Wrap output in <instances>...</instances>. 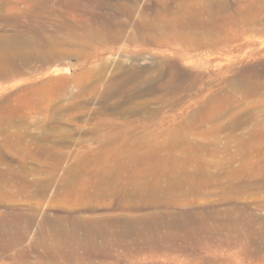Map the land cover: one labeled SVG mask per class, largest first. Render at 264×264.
Returning a JSON list of instances; mask_svg holds the SVG:
<instances>
[{
    "label": "rangeland",
    "instance_id": "rangeland-1",
    "mask_svg": "<svg viewBox=\"0 0 264 264\" xmlns=\"http://www.w3.org/2000/svg\"><path fill=\"white\" fill-rule=\"evenodd\" d=\"M0 44V264H61L46 217L115 215L145 182L137 213L172 227L125 238L122 264H264V0H0Z\"/></svg>",
    "mask_w": 264,
    "mask_h": 264
},
{
    "label": "bare ground",
    "instance_id": "bare-ground-1",
    "mask_svg": "<svg viewBox=\"0 0 264 264\" xmlns=\"http://www.w3.org/2000/svg\"><path fill=\"white\" fill-rule=\"evenodd\" d=\"M127 23V22H126ZM121 24H122V22H121ZM131 25V24H130ZM132 25H134V24H132ZM139 25V24H138ZM129 27V26H128ZM131 27V26H130ZM137 27V26H136ZM61 28V27H60ZM133 28V27H132ZM155 28V27H154ZM135 29V28H134ZM138 29V28H137ZM140 29H142V28H140ZM156 29V28H155ZM88 30V29H87ZM126 30V29H125ZM124 30V31H125ZM154 30V29H153ZM132 31V30H131ZM134 32V31H133ZM137 32V31H136ZM154 32V31H153ZM41 33V32H40ZM42 33H44V32H42ZM120 33V32H119ZM135 33V32H134ZM40 35V34H39ZM59 35V34H58ZM124 35H125V32H124ZM124 35H122V36H124ZM131 35V34H130ZM10 36V35H9ZM50 37H48L49 39L51 38V37H54V36H51V35H49ZM32 37V36H31ZM47 37V36H46ZM46 37H44L45 39H47ZM121 37V36H120ZM119 37V38H120ZM126 37V36H125ZM124 37V38H125ZM20 38V37H19ZM25 38H26V36H25ZM138 38V37H137ZM1 39H3V41H5V42H9V40H7L6 38L4 39V38H1ZM16 39V38H15ZM24 39V38H23ZM71 39V38H70ZM122 39V38H121ZM29 40V39H28ZM32 40V39H31ZM135 40H136V37H135ZM140 41H142V42H145V43H147V44H156V43H158V42H160L161 41V38L159 37V35H157V33L155 34V33H150V34H145V32H144V34H143V36H141V38L139 39ZM21 41V40H20ZM20 41H19V43H20ZM33 41V40H32ZM53 41H55V39L53 40ZM25 42V41H24ZM58 42V41H57ZM16 43V42H15ZM26 43V42H25ZM27 43H28V41H27ZM29 43H34V42H29ZM28 43V44H29ZM35 43H36V41H35ZM40 43V42H39ZM50 43V41L48 42V44ZM41 44H43V43H41ZM50 44H52V43H50ZM65 44V43H64ZM1 45V44H0ZM5 45V44H4ZM11 45V44H10ZM34 45V44H33ZM36 45V44H35ZM44 45V44H43ZM46 46H47V44H45ZM44 45V46H45ZM52 45H54V44H52ZM12 46V45H11ZM14 46V45H13ZM12 46V47H13ZM32 46V45H31ZM43 46V47H44ZM18 47H21V46H18ZM27 47V46H26ZM30 47V46H29ZM34 47H36V46H34ZM33 47V48H34ZM52 47V46H51ZM51 47H49V48H51ZM32 47H31V49L34 51V49H33ZM48 48V47H47ZM49 48H48V50H49ZM56 48V47H55ZM14 49H15V47H14ZM23 49V48H22ZM25 49V48H24ZM31 49H30V51H31ZM46 49V48H45ZM6 50H8V49H6ZM16 50V49H15ZM14 50V51H15ZM38 50H39V48H38ZM47 50V49H46ZM51 50V49H50ZM52 50H54V49H52ZM4 51V50H3ZM24 51H27V50H23V52ZM29 51V50H28ZM33 51H31V52H33ZM45 51V50H44ZM9 52V51H8ZM12 52H13V50H12ZM17 52H19V51H17L16 50V53ZM37 52V51H36ZM39 52V51H38ZM37 52V53H38ZM15 52H13V54H14ZM22 53V52H21ZM26 53V52H25ZM29 53V52H28ZM45 53L46 52H44V55H45ZM47 53H48V51H47ZM49 53H50V51H49ZM48 53V54H49ZM27 54V53H26ZM34 54H36V53H34ZM39 54V53H38ZM37 54V55H38ZM28 55V54H27ZM36 55V56H37ZM47 55V54H46ZM50 55H51V53H50ZM9 56H10V54H9ZM14 56V55H13ZM15 56H16V54H15ZM32 57H33V55H31ZM30 56V57H31ZM48 56V55H47ZM52 56V55H51ZM29 57V56H28ZM32 57H31V59H32ZM8 58H10V57H8ZM22 58V57H21ZM37 58H38V56H37ZM45 58H46V56H45ZM17 59V58H16ZM31 59H29V61H31ZM39 59V58H38ZM52 59V58H51ZM15 60V59H14ZM16 61V60H15ZM32 61H33V59H32ZM37 61V60H36ZM40 61V60H39ZM23 63H24V60H23ZM39 63H41L42 64V62L40 61ZM10 64H12V66H15V63L13 62V61H10ZM50 63H48V65H49ZM44 67H46V66H44ZM131 76H129V79H131V78H133V76L130 78ZM129 81H132V80H129ZM127 82V81H126ZM47 83V82H46ZM129 83V82H128ZM44 85V84H43ZM42 88H43V86H41ZM40 90V89H39ZM43 90V89H42ZM155 90V89H154ZM153 90V91H154ZM157 91V90H156ZM153 94V93H152ZM130 142V140L129 139H127L126 141H125V143L126 144H128ZM126 149V148H125ZM125 149H123V150H125ZM161 150V149H160ZM163 150V149H162ZM161 150V151H162ZM121 151V150H120ZM128 152V155L130 156V158H132L133 160H136L138 163H136V164H138L139 166H140V161H141V159L144 157L143 156V151L141 150V149H127V151H126V153ZM149 152V151H148ZM157 152H158V150H157ZM156 150H154L153 149V151H151V153H153L152 155L154 156L156 153ZM164 151H162V153H163ZM172 152V151H171ZM35 154H37V153H35ZM110 154V153H109ZM127 155V156H128ZM165 155V154H164ZM173 155V154H172ZM51 156V155H50ZM128 156V157H129ZM34 157V156H33ZM159 157V156H158ZM38 158H39V156H38ZM52 158V157H51ZM55 158V157H54ZM57 158V157H56ZM103 158V157H102ZM137 158H139V159H137ZM164 158V157H163ZM165 158H166V156H165ZM35 159H36V156H35ZM132 159H130V160H132ZM161 159V158H160ZM172 159H173V157H172ZM55 160H57V159H55ZM145 160V159H144ZM154 160V159H153ZM176 160V159H175ZM172 161V160H171ZM93 163V162H92ZM128 163H130V162H128ZM141 163H147V164H149V162L148 161H141ZM154 163V162H153ZM164 163H166V162H164ZM21 164V163H20ZM24 163H22V165H23ZM130 164H132V163H130ZM135 163H134V165H136ZM5 165V164H4ZM25 165V164H24ZM101 165V164H100ZM12 166V165H11ZM20 166V165H19ZM125 166V165H124ZM128 166V165H127ZM137 166V165H136ZM8 167H10V166H8ZM13 167V166H12ZM25 167V166H24ZM24 167H20L21 169L23 168L24 169ZM135 167V166H134ZM20 168H18L19 170H20ZM75 168V167H74ZM77 168V167H76ZM108 168V167H107ZM148 168V167H147ZM150 168V167H149ZM13 169V168H12ZM15 169V168H14ZM113 169V168H112ZM0 170H5V169H0ZM26 170H28V168L27 169H25V171ZM42 170V169H41ZM45 170V169H44ZM73 170V169H72ZM109 170H110V167H109ZM125 170H127V169H125ZM5 171H9V169L8 170H5ZM31 171V170H30ZM81 171V170H80ZM128 171L129 170H127V173H128ZM39 172H41V171H38V173ZM103 172H105V170L103 171ZM196 172V171H195ZM15 171H13V170H11L10 169V171H9V174L10 175H12V176H15ZM112 173V172H111ZM28 173H26V174H22V176H20V178H18V179H20V180H22L23 181V183H24V185H26V187H27V189L28 188H31V189H36V188H33V187H35L36 185L34 184V183H32L31 181H29L28 179H27V177H26V175H27ZM102 174H104V173H102ZM105 174H107L106 172H105ZM109 174V176H110V173H108ZM140 174V173H139ZM180 174H182V173H178V175H180ZM202 174V173H201ZM1 175V174H0ZM18 175V174H17ZM29 175V174H28ZM67 175V174H66ZM73 175V174H72ZM112 175V174H111ZM128 175V174H127ZM143 175H144V173H143ZM143 175H140V176H143ZM168 175V174H167ZM186 175V174H185ZM205 175V174H204ZM74 176V175H73ZM76 176H77V173H76ZM120 176V175H119ZM171 176V175H170ZM191 176V175H190ZM0 177H2V176H0ZM18 177V176H17ZM103 177H104V175H103ZM123 177V176H122ZM200 177V176H199ZM201 177H202V175H201ZM204 177H206V176H204ZM6 178V177H5ZM4 178V180H6ZM16 178V177H15ZM65 178V177H64ZM63 178V179H64ZM72 177H71V175L67 178V179H71ZM75 178V177H74ZM140 178V177H139ZM178 178V177H177ZM1 179V178H0ZM8 179V178H7ZM18 179H16V180H18ZM85 179V178H84ZM166 179V178H165ZM167 179H169L168 177H167ZM19 180V181H20ZM51 180V179H50ZM65 180V179H64ZM110 180V179H109ZM141 180V179H140ZM145 180V179H144ZM9 181V180H8ZM25 181V182H24ZM37 181V180H36ZM40 181V180H39ZM45 181V180H44ZM47 181V180H46ZM74 181V180H73ZM72 181V182H73ZM185 181V180H184ZM3 182V181H2ZM17 182V181H16ZM16 182H14V184L16 183ZM34 182V181H33ZM38 182V181H37ZM54 183H55V181H53ZM104 182H106V181H104ZM103 182V183H104ZM107 182H109L108 180H107ZM124 182V181H123ZM134 182V181H133ZM167 182V181H166ZM169 182H171L173 185H179V182L178 181H176V180H171V181H169ZM168 182V183H169ZM187 182V181H186ZM185 182V183H186ZM203 182V181H202ZM200 183V189H201V187H202V185L204 184V183ZM8 183V182H7ZM50 183H52V182H50ZM60 183V182H59ZM65 183V182H64ZM68 183V182H67ZM66 183V184H67ZM76 183V182H75ZM114 183V182H113ZM116 183V182H115ZM118 183H119V181H118ZM207 183V182H206ZM14 184H12L13 186H14ZM16 184H18V183H16ZM19 184H20V182H19ZM16 185L18 188H20L21 189V184L20 185ZM74 184V183H73ZM93 184V183H92ZM98 184V183H97ZM105 184H107V183H105ZM104 184V185H105ZM110 184V183H109ZM134 184H138V183H134ZM181 184V183H180ZM189 184V183H188ZM187 184V185H188ZM202 184V185H201ZM5 185V184H4ZM43 185V188H42V190H41V192H43V195H44V197L43 198H45L46 197V193H47V191L48 190H50V188H49V185H48V183L46 182V183H43L42 184ZM75 185V184H74ZM74 185H72V186H74ZM100 185V184H99ZM102 185V184H101ZM112 185V184H111ZM116 185V184H115ZM130 185V184H129ZM165 185H166V183H165ZM173 185H171V186H173ZM9 186H11L10 184H9ZM13 186H12V188H13ZM20 186V187H19ZM52 186V185H51ZM57 186H59V185H57ZM63 186H65V185H63ZM151 186V183L150 182H148V183H144L143 185H141V184H138V185H135L134 186V190H132L131 191V193L129 194L128 192V194H129V197H131L132 198V200L131 199H129V200H127L126 201V199L128 198L127 196H125V198H124V200H122L120 203H118L117 204V210L120 212H118L117 214H113V215H110L109 214V216H102V217H97V218H94V217H78V216H76V215H70V214H68V216L66 215L65 217L64 216H60V217H56V218H53V219H51V218H49V217H46L45 218V220H44V222L41 224V225H43L42 226V229L40 230L41 232H40V234H43V237L46 239H48L49 237H47V236H51V233H52V229L51 228H49V226L50 225H52V226H55V228L53 229L54 231H53V235H54V237L56 238V240H57V242L55 243L54 242V245L56 244V246L58 245V251H56V252H54L55 254H57L58 256H59V260L61 261V264H122V262H123V260H125V259H128V254H127V258H125V257H123V256H121V255H119V254H115L116 252H114V250H117V252L119 253V250L120 249H124V251H125V249H128L129 248V246H131V245H138V246H140V244L141 243H139V242H137V241H127L125 238H127V237H129V236H132V235H138V236H141L145 231H150V230H153V228L154 227H159V225H165V224H169L168 226H171L170 224V222H166V217H165V213L164 214H161V213H156V212H152V213H150V212H148V209H147V212L146 213H143V214H141L140 213V215H139V213H137V211H142V210H144V211H146L145 210V208L143 209L142 207V209L141 208H139V204H138V202L136 203L133 199L137 196V194L142 198V199H146V198H149L151 195H149L150 193H149V191H151L152 193L156 190V189H154V188H151L150 187ZM164 186V185H163ZM16 187V188H17ZM22 187H24V186H22ZM26 187H24V191H26L25 189H26ZM68 187V186H67ZM70 187V186H69ZM104 187V186H103ZM110 187V186H109ZM115 187H118V185H116ZM125 187H127V186H125ZM154 187H157V186H154ZM161 187V186H160ZM169 187V186H168ZM177 187H180V186H177ZM184 187H186V186H184ZM56 188H58V187H56ZM62 188V187H61ZM106 188V187H105ZM158 188V187H157ZM163 188V187H162ZM165 188H166V186H165ZM171 188V187H170ZM19 189V190H20ZM23 189V188H22ZM22 189H21V191H22ZM30 189V190H31ZM109 189V188H108ZM107 189V190H108ZM115 189V188H114ZM122 189V188H121ZM176 189V188H175ZM175 189H174V191H175ZM185 189V188H184ZM199 189V190H200ZM18 190V191H19ZM29 190V189H28ZM29 190V191H30ZM38 190V189H37ZM58 191H59V193L57 192L56 194H60V192H61V190L60 189H57ZM70 190V189H69ZM107 190H106V192H107ZM162 190V189H161ZM172 190V189H171ZM179 190H180V188H179ZM202 190V189H201ZM97 191V190H96ZM104 191H105V189H104ZM168 192V188H167V190H165V192ZM169 191H170V189H169ZM178 191V190H177ZM177 191H175V192H177ZM186 191H188V190H186ZM28 191H26L25 193H27ZM32 192L33 191H31V192H29V194L31 193L32 194ZM70 192H72V191H70ZM118 192V191H117ZM116 192V193H117ZM163 192V191H162ZM175 192H173L174 194H176ZM183 192H184V190H183ZM189 192V191H188ZM21 193V192H20ZM23 193V192H22ZM35 193V192H34ZM95 193V192H94ZM97 193V192H96ZM100 193V192H99ZM160 193V192H159ZM164 193V192H163ZM201 193H202V191H201ZM28 194V193H27ZM73 193H71V195H72ZM89 194H93V193H90L89 192ZM101 194V193H100ZM167 194H169V193H167ZM170 194H171V192H170ZM169 194V195H170ZM173 194V195H174ZM182 194H184V193H182ZM187 194V193H186ZM109 195V194H108ZM172 195V194H171ZM180 195V194H179ZM179 195H174L173 196V198H176V196H178L179 197ZM41 196H42V193H41ZM91 196V195H90ZM154 196H157V195H154ZM166 196V195H165ZM182 197H184L183 195H181ZM32 197V196H31ZM71 198L72 197H74V196H70ZM80 197V196H79ZM88 197V196H87ZM127 197V198H126ZM30 198V197H29ZM56 198H58V197H56ZM55 198V199H56ZM84 199H85V197H83ZM94 198V197H93ZM96 198V197H95ZM138 199H139V197H137ZM60 199V198H59ZM72 199H74V198H72ZM92 199V198H91ZM91 199H89L88 198V200L90 201ZM167 199H169V198H166L165 200H167ZM57 200V199H56ZM95 200V199H94ZM141 200V199H140ZM148 200V199H147ZM149 200H150V198H149ZM155 200V199H154ZM164 200V201H165ZM170 200V199H169ZM180 201H181V199H179ZM182 200H183V198H182ZM72 201V200H71ZM120 201V200H119ZM136 201H138L137 199H136ZM156 201V200H155ZM158 201H160V200H157V202ZM43 202V201H42ZM85 202H86V200H85ZM94 202V201H93ZM102 202H104V201H102ZM141 202V201H140ZM150 202V201H149ZM157 202H155V203H157ZM161 202V201H160ZM169 202V201H168ZM174 203H175V201H173ZM184 202V201H183ZM41 203V202H40ZM54 203H56V202H54ZM77 203H78V201H77ZM81 203V202H80ZM98 203V202H97ZM141 203H143V202H141ZM140 203V204H141ZM148 203V202H147ZM153 203V202H152ZM155 203H153V205L155 204ZM166 203V201L164 202V204ZM178 203H182V202H179L178 201ZM188 203H189V205H190V202L188 201ZM187 203V204H188ZM191 203H193L192 201H191ZM37 204V203H36ZM57 204V203H56ZM58 204H60V202H58ZM62 204V203H61ZM75 204V203H74ZM86 204V203H85ZM94 204H96V203H94ZM167 204V203H166ZM41 205V204H40ZM72 205H73V203H72ZM76 205V204H75ZM79 205V204H78ZM90 205V204H89ZM92 205H93V203H92ZM139 205V206H138ZM152 205V204H151ZM171 206L173 205V203L172 204H170ZM175 205V204H174ZM178 205V204H177ZM182 205V204H181ZM183 205H185V204H183ZM189 205L188 206H186V207H189ZM192 205V204H191ZM86 206V205H85ZM87 206H88V204H87ZM94 206V205H93ZM143 206V205H142ZM146 206H147V204H146ZM31 207V206H30ZM29 207V208H30ZM95 207V206H94ZM150 207V206H149ZM153 207V209L155 208V206H152ZM157 207H159V205L157 206ZM164 207V206H163ZM41 208V207H40ZM105 208V207H104ZM14 209V208H13ZM38 209V208H37ZM37 209H36V211H37ZM95 209V208H94ZM109 209V208H108ZM168 209H169V207H168ZM170 209H172V208H170ZM33 210V209H32ZM93 210V209H92ZM98 210V209H97ZM174 210V209H173ZM179 210H181V209H179ZM19 211V210H18ZM91 211V210H90ZM94 211V210H93ZM143 211V212H144ZM165 211V210H164ZM164 211H160V212H164ZM166 211H168V210H166ZM199 211V210H198ZM19 212H21V211H19ZM25 212V211H24ZM159 212V211H158ZM169 212H170V210H169ZM180 212V211H179ZM186 212V211H185ZM185 212H183L185 215H186V213ZM192 212V211H191ZM32 213H34V212H32ZM39 213V212H38ZM134 213H136V214H134ZM172 213V212H171ZM170 213V214H171ZM182 213V214H183ZM2 214V213H1ZM14 214H16V213H14ZM21 214V213H20ZM19 214V215H20ZM35 214V213H34ZM108 214V213H107ZM169 214V213H168ZM179 214H181V213H179ZM36 215H37V213H36ZM103 215V214H102ZM105 215V214H104ZM171 215H173V214H171ZM171 215H169V218H170V216ZM175 215V214H174ZM178 215V214H177ZM184 215V216H185ZM22 216V215H21ZM179 216V215H178ZM198 216H199V214H198ZM12 217V216H11ZM13 217L14 218H16V220L18 221V217H17V215H13ZM36 217V216H35ZM185 217H187V216H185ZM184 217V218H185ZM189 217V216H188ZM3 218V217H2ZM5 218V217H4ZM24 218V217H23ZM32 218V217H31ZM167 218H168V216H167ZM181 218H182V216H181ZM174 219H175V217H174ZM177 219V218H176ZM175 219V220H176ZM179 219H180V217H179ZM178 219V220H179ZM204 219V218H203ZM210 219V218H209ZM20 220H23V219H20ZM173 220V219H172ZM254 220V219H253ZM32 221V220H31ZM177 221V220H176ZM180 221V220H179ZM24 222V221H23ZM25 222H27L28 223V220L27 221H25ZM171 222H173V221H171ZM185 222V221H184ZM5 223V222H4ZM32 223V222H31ZM30 223V224H31ZM175 223V222H174ZM186 223V222H185ZM184 223V224H185ZM34 224V223H33ZM37 224V223H36ZM191 224V223H190ZM208 224V223H207ZM39 225V224H38ZM49 225V226H48ZM186 225V224H185ZM189 225V224H188ZM28 226H30V225H28ZM51 226V227H52ZM197 226V225H196ZM208 226V225H207ZM163 227V226H162ZM172 227V226H171ZM40 228H41V226H40ZM192 228V227H191ZM15 229V228H14ZM199 229V228H198ZM204 229V228H203ZM3 230V229H2ZM155 230V229H154ZM197 230V229H196ZM20 231H21V229H20ZM26 231H28V229H26L25 231H24V233H23V235L22 236H20V235H16L15 236V238L17 239V241H16V243H19V241L21 242L23 239H24V237H25V235H26ZM151 232V231H150ZM6 233V232H5ZM8 233V232H7ZM174 233V232H173ZM39 234V235H40ZM159 234V233H158ZM154 235V234H153ZM156 235V234H155ZM42 236V235H41ZM43 237H42V239H43ZM131 238V237H130ZM137 238V237H136ZM142 238H144V236L142 237ZM152 238V237H151ZM150 238V239H151ZM244 238V237H243ZM44 239V240H45ZM49 239H52V238H49ZM132 239V238H131ZM138 239V238H137ZM185 239H187V238H184V240ZM101 240V241H100ZM146 240V239H145ZM144 240V241H145ZM233 240V239H232ZM2 241V240H1ZM47 241H49V240H47ZM143 241V240H142ZM151 241H152V239H151ZM166 241V240H165ZM23 242V241H22ZM45 242V241H44ZM52 242V241H51ZM187 242H188V239H187ZM186 242V243H187ZM10 243V242H9ZM37 244V243H36ZM197 244H199V243H197ZM221 244V243H220ZM45 245V244H44ZM48 245V244H47ZM53 245V246H54ZM142 245H143V242H142ZM146 245L148 246V247H150L152 244L151 243H146ZM182 245V244H181ZM2 246V245H1ZM56 246H54V248L56 247ZM172 246V245H171ZM174 246V245H173ZM184 246H186V245H184ZM197 246V245H196ZM199 246V245H198ZM242 246V245H241ZM49 247V246H48ZM168 247V246H167ZM182 247V246H181ZM158 248V247H157ZM210 248V247H209ZM129 249H131V248H129ZM50 250V249H49ZM47 251L46 252V255H48V253H50L51 251ZM52 250V249H51ZM248 251V250H247ZM152 252V251H151ZM154 252V251H153ZM45 254V253H44ZM137 254H138V252H137ZM143 254H145V253H143ZM152 254V253H151ZM132 255V254H131ZM130 255V256H131ZM153 255H156V253L155 254H153ZM40 256V255H39ZM53 256V255H52ZM137 256V255H136ZM135 256V257H136ZM140 255H138L137 257H139ZM142 256V255H141ZM148 257V256H147ZM151 257V256H150ZM130 258V257H129ZM46 259V258H45ZM134 259V258H133ZM44 260V259H43ZM45 261V260H44ZM48 261H50V260H48ZM126 261V260H125ZM129 260H127V262H128ZM26 262V261H25ZM39 262V261H38ZM56 263V262H55ZM40 264V263H39ZM42 264V263H41Z\"/></svg>",
    "mask_w": 264,
    "mask_h": 264
}]
</instances>
